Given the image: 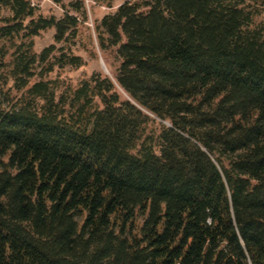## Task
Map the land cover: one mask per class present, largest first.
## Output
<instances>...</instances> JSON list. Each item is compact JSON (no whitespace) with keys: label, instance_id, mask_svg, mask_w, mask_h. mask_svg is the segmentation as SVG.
Listing matches in <instances>:
<instances>
[{"label":"trees","instance_id":"16d2710c","mask_svg":"<svg viewBox=\"0 0 264 264\" xmlns=\"http://www.w3.org/2000/svg\"><path fill=\"white\" fill-rule=\"evenodd\" d=\"M54 2L0 0V264H264V0H121L75 86Z\"/></svg>","mask_w":264,"mask_h":264},{"label":"rangeland","instance_id":"374dc122","mask_svg":"<svg viewBox=\"0 0 264 264\" xmlns=\"http://www.w3.org/2000/svg\"><path fill=\"white\" fill-rule=\"evenodd\" d=\"M32 1L43 15L59 16L62 13V9L54 0ZM62 1L64 3L67 2V0ZM106 2L107 0H84L87 19L79 26V35L72 50L75 54L81 55L84 58L85 65L75 69L66 66L63 69L55 70L49 74L50 78L58 77L71 86H75L81 79L88 77L92 72L101 71L109 76L114 75L118 61L113 51L109 50L104 53L100 51L94 32V23L104 14L113 11L121 0H115L112 7H108ZM258 9L259 13L254 16L252 25H264V7ZM53 33V29H48L34 38V48L37 52L53 42Z\"/></svg>","mask_w":264,"mask_h":264},{"label":"built area","instance_id":"2783aa9c","mask_svg":"<svg viewBox=\"0 0 264 264\" xmlns=\"http://www.w3.org/2000/svg\"><path fill=\"white\" fill-rule=\"evenodd\" d=\"M30 2H31L32 5H36L32 0H30Z\"/></svg>","mask_w":264,"mask_h":264},{"label":"water","instance_id":"95a60500","mask_svg":"<svg viewBox=\"0 0 264 264\" xmlns=\"http://www.w3.org/2000/svg\"><path fill=\"white\" fill-rule=\"evenodd\" d=\"M106 70V69H105Z\"/></svg>","mask_w":264,"mask_h":264}]
</instances>
